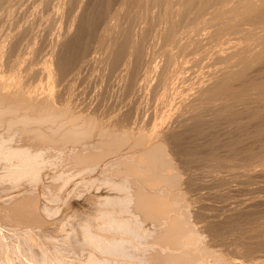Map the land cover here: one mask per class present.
<instances>
[{
  "label": "bare ground",
  "instance_id": "6f19581e",
  "mask_svg": "<svg viewBox=\"0 0 264 264\" xmlns=\"http://www.w3.org/2000/svg\"><path fill=\"white\" fill-rule=\"evenodd\" d=\"M57 1V0H53ZM86 0H59V5L53 6L51 5L52 0H40V4H42L43 8L45 9L44 12L47 10L49 11L50 6H53L52 10L49 11L50 14L48 16V20H43L46 18H39V16L36 14L33 15V17L28 18L25 16L29 12V9L32 7L35 8L33 5H39L37 4L38 0H0V58H3L5 62L8 64L13 63L16 66L18 64L16 63H21V61L27 62V65L25 67H19V71L17 76L18 80L15 82L14 87L11 86L10 88V83L9 84H0V121L3 119L5 120L6 116H11L17 114L19 111L26 109V108H35L38 110H44V111H50L51 108H55L58 113H55L56 118L54 117H44L41 122H47V121H55L54 119H57L58 122L61 125H67L65 129L69 131L72 135H74L75 138L80 137V136H87L85 134H88V128L92 125V122H90L89 118L91 117L90 115L87 116L88 119H85L86 116H79V115H74L69 114L71 113L68 108L67 104H63L61 107H52V99L51 102L48 100L49 97L48 95H44L43 93L41 94L38 90V85H34V79L37 78L38 76L44 77L47 76L53 77L56 76V80L58 89L56 91V95H61L62 92L64 93L63 88L65 89L67 87L66 84L70 82L68 81L69 76L67 74H72L75 78L82 73L81 71H92L94 66L98 63L105 62L106 64L104 65L107 73H106V78L110 80L108 83H111V86H118L120 89H122L123 94L126 98L130 97V94H134L132 98L134 99L135 97L138 100V105L139 101L142 100L143 97H156V94H159V98L157 99V102H152L149 108V114H154V116L157 114L158 108L162 110V112L159 111V113H162V120H160L158 117L155 116L160 120L158 123L156 122L155 124L153 123V131L151 130L152 134L149 136H141L140 139H145L144 142H146V148L142 153L139 154V159L144 162L142 163L141 169L136 168L135 165H131V167L128 168L129 171L132 173H137L141 174L140 172L144 173H158V175L154 178H151L152 176H147V174H143L144 176H139L140 179H142V185L143 182L149 184V187L154 185L159 186L161 184L169 183L172 184L175 183V176L178 175H173V174H168L167 172H164V170L170 165L169 161L164 158V150L166 153V148L164 149L162 145L169 139V135L173 133L177 134L182 133L180 129H184L183 127H187V124H190V128L197 129L199 131V127L201 126L202 122H205V120L201 122L200 118L202 115L205 117L206 113H204L200 116L199 115V110L201 108H204L205 106H211L215 108L216 115L217 116H223L226 119H229L230 121H238L240 123V127L244 129V136H243V141L240 140L241 142H244L243 145L245 147L242 148L244 151H241L242 154H244L243 158L241 159V163H237V158H240L238 155L237 158H235L238 165V168L240 167L243 169L242 173H263L264 174V124L261 123L264 120V0H118L117 6H112L113 10H110L107 18H106V25L104 30L105 36H101V40L98 42L96 47H94L92 50L86 49L83 51L82 55L79 58L78 64H81L79 67L76 65V70L70 69L69 65L66 64L65 61L62 63H59L58 59L61 55L56 54V49L57 46H59L62 42L63 39H65L70 32L72 33V27L74 24H76V18H79V14L84 11V6L86 5ZM110 1V0H109ZM114 1V0H113ZM39 3V2H38ZM108 3V2H107ZM111 3V2H110ZM109 3V4H110ZM113 3V2H112ZM111 3V4H112ZM57 4V3H56ZM113 5V4H112ZM109 9H111L110 5ZM107 6V7H108ZM41 7V5L39 6ZM36 9H38L36 7ZM59 9V10H58ZM108 9V8H107ZM108 9V10H109ZM33 10V9H32ZM36 11V10H34ZM41 11V10H40ZM46 11V12H47ZM39 12V11H38ZM36 11V13H38ZM43 12V14H45ZM64 12H66V19L63 21L64 23L59 26L58 23L55 28V24L60 18L64 19ZM31 12H29L30 14ZM33 13V11H32ZM31 13V14H32ZM35 13V12H34ZM40 13V12H39ZM48 13V12H47ZM42 14V13H41ZM84 14V13H83ZM28 15V14H27ZM48 15V14H47ZM45 14V16H47ZM83 17V16H82ZM43 21H42V20ZM58 19V20H57ZM81 19V18H80ZM79 20V19H78ZM62 21V19H61ZM9 23L8 28L5 30V25ZM78 24V23H77ZM77 26V25H76ZM74 28V27H73ZM55 30V31H54ZM103 34V33H102ZM104 36V37H103ZM91 37V36H90ZM91 39V38H90ZM100 39V38H99ZM66 40V39H65ZM70 42V41H69ZM66 43V42H65ZM96 43V42H95ZM63 44V43H62ZM61 44V45H62ZM46 46L50 47L48 50H44ZM70 45H68L69 48ZM60 48V46H59ZM59 50V49H58ZM101 50V51H99ZM67 52V51H66ZM59 53V52H58ZM77 53V52H76ZM63 54V53H62ZM26 55H29L27 57ZM42 55V56H41ZM56 56L58 59H55ZM65 56V55H64ZM67 56V55H66ZM65 56V57H66ZM37 57H43L45 60H47L46 67L43 66H34L33 60ZM63 57V56H62ZM71 57V56H70ZM69 57V58H70ZM76 58V57H75ZM78 58V56H77ZM76 58V59H77ZM74 59V58H73ZM72 59V60H73ZM39 60V59H38ZM65 60V59H64ZM71 60V58H70ZM62 61V60H61ZM76 62V60H74ZM39 62V61H38ZM46 62V61H45ZM69 62V61H68ZM1 63H3L1 61ZM41 64V63H40ZM42 65V64H41ZM92 65V66H90ZM14 66V65H13ZM15 66V67H16ZM98 66V65H97ZM4 67V66H3ZM2 67V68H3ZM10 67V66H9ZM12 67V66H11ZM72 67V66H71ZM78 67V68H77ZM8 68V67H7ZM92 69V70H91ZM10 70V69H9ZM15 70V68H14ZM13 70V71H14ZM104 71V70H103ZM99 72V69H98ZM260 72L257 75L259 77L255 78L253 73ZM94 73V71H93ZM102 73V72H101ZM262 73V74H261ZM91 76L94 77V75ZM104 72L102 73V75ZM260 74V75H259ZM101 75V74H100ZM101 75V76H102ZM98 75H96L97 77ZM68 83L65 82V78H67ZM86 77V76H85ZM89 77V76H88ZM12 78V77H11ZM72 78V79H73ZM99 78V77H98ZM104 78V77H103ZM102 78V79H103ZM105 78V79H106ZM1 79V78H0ZM9 79V78H8ZM39 79V78H38ZM46 79V78H45ZM53 79V78H52ZM76 79V78H75ZM81 79V78H79ZM89 79V78H88ZM6 80V79H5ZM94 80V79H93ZM99 80V79H98ZM101 80V79H100ZM99 80V81H100ZM2 81V80H1ZM4 81V80H3ZM47 81V80H46ZM45 81V82H46ZM51 81V80H50ZM73 81V80H72ZM86 81V80H85ZM40 82V81H39ZM53 82V81H52ZM100 82H103L101 80ZM102 85V83H100ZM74 83V82H71ZM69 83V84H71ZM78 83V82H77ZM97 83V81H96ZM14 84V83H13ZM38 84V83H37ZM87 84V83H86ZM94 84V83H93ZM55 85V84H54ZM75 85V83H74ZM80 85V84H79ZM89 85V84H88ZM97 85V84H95ZM94 85V86H95ZM98 85V86H100ZM109 85V86H110ZM52 86V85H51ZM50 86V87H51ZM66 86V87H65ZM42 87V86H41ZM45 87V86H44ZM55 87V88H56ZM83 87V86H82ZM93 87V86H92ZM117 87V89H118ZM73 88V86H72ZM41 89V88H39ZM43 89V88H42ZM68 89V88H66ZM86 89V88H85ZM84 89V90H85ZM113 89V88H112ZM118 89V90H120ZM44 90V89H43ZM50 90V89H49ZM74 90V88H73ZM77 90V89H76ZM80 90V89H79ZM91 90V89H90ZM95 90V88H94ZM114 90L115 87H114ZM66 91V90H65ZM71 91V90H70ZM81 91V90H80ZM68 92V90H67ZM66 92V93H67ZM79 92V91H78ZM88 93V91H86ZM121 92V91H120ZM40 95L42 96H39ZM47 93L49 91L47 90ZM53 93V91H52ZM46 94V92H45ZM54 93L52 94V96ZM64 95V94H63ZM122 95V97H123ZM51 96V97H52ZM99 96V95H98ZM121 96V95H120ZM54 97V96H53ZM72 97V96H71ZM80 97V96H79ZM146 97V98H147ZM147 98L150 100V98ZM60 98V97H59ZM67 98V97H66ZM82 98V97H81ZM131 98V97H130ZM129 98V99H130ZM134 99V101L136 100ZM54 99V98H53ZM61 99V98H60ZM71 99V98H70ZM145 99V98H143ZM65 100V99H64ZM72 100V99H71ZM70 100V101H71ZM88 100V99H87ZM73 101V100H72ZM82 101V100H81ZM90 101V100H89ZM102 101V100H101ZM129 101V100H128ZM131 101V99H130ZM133 101V100H132ZM140 101V102H141ZM75 102V101H74ZM127 102V100H126ZM136 102V101H135ZM147 102V100H146ZM67 103V101H66ZM84 103V102H83ZM94 103V102H93ZM97 103V102H96ZM118 103V102H117ZM128 103V102H127ZM126 103V104H127ZM137 103V102H136ZM145 103V102H144ZM73 104V103H72ZM87 104V103H86ZM150 104L149 102L147 105ZM55 105V104H54ZM79 105V104H78ZM82 105V104H81ZM80 105V106H81ZM85 105V104H84ZM106 105V104H105ZM118 105V104H117ZM121 105V103H120ZM123 105V104H122ZM135 105V103L133 104ZM146 105V106H147ZM99 106V105H98ZM119 106V105H118ZM128 106V105H127ZM137 106V105H135ZM142 106V105H141ZM204 106V107H203ZM74 107V106H73ZM72 107V108H73ZM83 107V106H82ZM122 107V106H121ZM125 108V105L123 106ZM44 108V109H43ZM85 108V107H84ZM95 108V107H94ZM93 108V110H94ZM98 108V107H97ZM128 108V107H127ZM134 108V107H133ZM136 108V107H135ZM134 108V109H135ZM141 107L136 108L133 111H127V115L125 113L121 115H115V119L110 122L111 125H117L123 126L122 130H125L126 128L128 130L131 129V134L134 129L136 131H140V129L143 127V124L146 123L147 121V113L145 114L144 111L146 112V109L143 111L144 106L142 109ZM147 108V107H145ZM147 108V109H148ZM209 108V110H210ZM212 108V110H213ZM78 109V108H77ZM86 109H88L86 107ZM96 109V108H95ZM114 109V107H113ZM120 109V108H119ZM129 109V108H128ZM132 109V108H131ZM29 110V109H28ZM32 110V109H31ZM37 110V111H38ZM54 110V111H55ZM76 110V109H75ZM97 110V109H96ZM106 110V109H105ZM208 110V109H207ZM208 110V111H209ZM212 110H210L212 112ZM30 111V110H29ZM121 111V110H120ZM203 111V109L201 110ZM205 111V110H204ZM209 111V112H210ZM22 112V111H21ZM24 112V111H23ZM33 112V111H32ZM39 112V111H38ZM37 112V114H38ZM116 112V111H115ZM114 112V113H115ZM118 112V111H117ZM25 113V112H24ZM34 113V112H33ZM86 113V112H85ZM89 113V112H88ZM112 113V111H111ZM119 113V112H118ZM213 113V112H212ZM20 114V113H19ZM18 114V115H19ZM27 114V113H26ZM31 114V113H30ZM79 114V113H78ZM215 115V112L213 113ZM13 115V116H14ZM36 115V113H35ZM47 115H50L47 114ZM97 115V114H96ZM111 115V114H109ZM123 115V116H122ZM158 115V114H157ZM210 116V114L208 113ZM207 115V116H208ZM214 115H211L212 118ZM215 115V116H216ZM16 116V115H15ZM41 116V115H39ZM45 116V115H44ZM112 116V115H111ZM151 116V115H150ZM149 118H152L150 117ZM214 116V117H215ZM216 116V117H217ZM18 117V116H16ZM29 117V116H28ZM27 116L22 115L19 116L14 120V118H10L8 122L13 126L16 121L27 125L30 120ZM35 117V116H31ZM38 117V116H37ZM35 117L36 119H38ZM43 117V116H42ZM84 119H83V118ZM203 117V119H204ZM222 117V118H223ZM9 118V117H8ZM7 118V119H8ZM82 118V119H81ZM99 118V117H97ZM96 118V119H97ZM109 118V117H108ZM148 118V119H149ZM210 118V117H209ZM208 118V119H209ZM218 118V117H217ZM95 119V118H94ZM202 119V118H201ZM206 119V118H205ZM40 120V118H39ZM98 120V119H97ZM96 120V121H97ZM150 120V119H149ZM153 120V119H152ZM210 120V119H209ZM32 121V120H31ZM34 121V118H33ZM94 121V120H93ZM100 121V120H99ZM103 121V120H102ZM110 121V120H109ZM151 121V120H150ZM149 121V122H150ZM154 120L152 122H155ZM162 121V122H161ZM212 121V120H211ZM225 121V120H224ZM227 121V120H226ZM229 121V122H230ZM148 122V121H147ZM148 122V123H149ZM208 122V121H207ZM220 122V121H219ZM218 122V124H219ZM5 125V121L3 122ZM49 123V122H48ZM89 124L90 126L87 127L86 124ZM97 123V122H96ZM105 123V122H104ZM216 123V122H215ZM233 123V122H232ZM238 123V124H239ZM251 123H257L255 129H251L254 127L250 125ZM2 124V123H0ZM7 124V123H6ZM9 124V123H8ZM9 124V125H10ZM20 124V125H21ZM52 124V123H51ZM56 124V123H55ZM150 124V123H149ZM208 124V123H207ZM210 124V123H209ZM228 124V123H227ZM231 124V123H229ZM17 125V124H16ZM14 125V126H16ZM23 125V126H24ZM36 125V124H35ZM54 125V124H53ZM60 125V127H61ZM109 125V123H108ZM106 125V126H108ZM145 125V124H144ZM205 125V123L203 124ZM213 125V124H212ZM234 125V124H233ZM232 125V126H233ZM236 125V124H235ZM29 126V125H27ZM33 126V125H32ZM59 126V125H58ZM103 127V128H106ZM111 126V127H113ZM149 126V125H148ZM231 126V125H230ZM231 126V127H232ZM251 126V128H250ZM21 127V126H20ZM118 127V128H119ZM147 127V126H146ZM189 127V126H188ZM204 127V126H202ZM212 127V126H211ZM224 127V126H223ZM229 127V126H228ZM8 128V127H7ZM13 128V127H11ZM22 128V127H21ZM50 128V127H49ZM55 128V126H54ZM63 128V127H62ZM102 128V127H101ZM116 127H114L115 129ZM117 128V130H118ZM145 128V127H144ZM143 128V129H144ZM149 128V127H148ZM180 128V129H179ZM189 128V129H190ZM209 128V127H208ZM241 128V129H242ZM6 129V128H5ZM18 129V128H17ZM16 129V131H17ZM24 129V128H23ZM22 129V130H23ZM28 129V130H27ZM27 131H23L22 133H29V132H36L38 133V130H41L39 128H28ZM46 129V128H45ZM56 129V128H55ZM64 129V128H63ZM62 129V130H63ZM90 129V128H89ZM93 129V128H92ZM113 129V128H112ZM119 129V130H120ZM180 130V132L178 131ZM234 129V126H233ZM20 130V129H18ZM61 130V129H60ZM91 130V129H90ZM101 130V129H100ZM129 133V131H127ZM146 128L144 129V131ZM210 130V129H209ZM235 130V129H234ZM5 131V130H4ZM21 131V130H20ZM19 131V133H20ZM46 131V130H45ZM93 131V130H92ZM90 131V132H92ZM149 131V130H148ZM185 131V130H184ZM203 131V130H202ZM2 132V131H1ZM66 132V131H65ZM64 132V133H65ZM124 133V131H121ZM150 132V131H149ZM148 132V133H149ZM177 132V133H176ZM230 132V131H229ZM228 132V133H229ZM8 133V132H7ZM12 133V132H11ZM47 133V132H46ZM53 133V132H52ZM63 133V132H62ZM61 133V134H62ZM67 133V132H66ZM68 133V134H69ZM143 133V132H142ZM145 132V134H148ZM189 133V132H188ZM221 133V132H220ZM237 133V132H235ZM14 134V133H12ZM41 134V131L38 133ZM59 134V133H58ZM198 134V133H197ZM242 134V133H241ZM43 134H41L42 136ZM47 135V134H46ZM65 135V134H64ZM63 135V136H64ZM90 135V133H89ZM100 135L99 139H110L113 140L112 142L118 140L119 138L122 140L127 138V134L121 135L119 132H116V130H111L109 128H106L105 130L100 131L98 136ZM144 135V134H141ZM235 135V134H234ZM6 134H1L0 135V156L1 158H6L8 160H13V166L11 168L17 169V167L26 165H29L31 168V172L34 173V167L39 164L40 159L43 156V151L42 149H39L38 145H36V142L34 145L32 143L18 145L16 144V134L13 135L14 137H10L9 139L3 140L6 138ZM20 136V134H19ZM29 136V135H28ZM66 136V135H65ZM226 136V135H225ZM27 137V136H26ZM39 137V136H38ZM56 137V136H55ZM68 137V136H66ZM88 137V136H87ZM129 137V135H128ZM136 137V136H135ZM201 137V136H200ZM230 137V136H229ZM19 138V137H18ZM36 138V137H35ZM34 138V139H35ZM41 138V137H40ZM39 138V139H40ZM62 139V137H59ZM139 138V137H138ZM137 138V139H138ZM180 138V137H179ZM196 138V137H195ZM237 138V137H236ZM48 139V138H47ZM60 139V140H61ZM65 139V138H64ZM70 139V138H68ZM67 139V140H68ZM79 139V138H78ZM106 139V140H107ZM119 139V141H120ZM130 139V138H129ZM139 139V140H140ZM190 139V138H189ZM210 139V138H209ZM230 139V138H229ZM233 139V138H232ZM240 139V138H239ZM20 140V139H19ZM18 140V141H19ZM28 140V139H27ZM33 140V139H32ZM59 140V139H58ZM63 140V139H62ZM72 140V139H71ZM74 140V139H73ZM77 140V139H76ZM172 140V139H171ZM169 140L171 143L174 144L176 142H172L174 140ZM196 140V139H195ZM202 140V139H201ZM207 140V138H206ZM217 140V139H216ZM226 140V139H225ZM235 140V139H234ZM31 142V139L28 140ZM40 141V140H38ZM49 141V140H48ZM53 141V140H52ZM110 142L109 140H107ZM123 141V140H122ZM136 141V140H135ZM192 141V140H191ZM198 141V140H197ZM219 141V140H218ZM261 141V142H260ZM56 142V141H55ZM64 142V141H62ZM66 142V141H65ZM97 142V141H96ZM95 142V143H96ZM100 141H98L99 143ZM106 142V141H105ZM121 142V141H120ZM224 142V141H223ZM231 142V141H230ZM254 142L259 143L257 145L256 149L251 148L250 144H254ZM21 143V142H19ZM39 143V142H38ZM41 143V142H40ZM39 143V144H40ZM47 143V142H46ZM104 143V142H102ZM141 143L142 141L138 142L137 144ZM194 143V142H193ZM197 143V142H196ZM238 143V142H237ZM45 144V143H42ZM77 144V143H76ZM105 144V143H104ZM113 144V143H111ZM125 144V143H124ZM145 144V143H144ZM169 143H167L168 145ZM179 144V142L177 143ZM187 144V143H186ZM229 144V143H228ZM232 144V143H231ZM230 144V145H231ZM252 144V145H253ZM70 145V144H69ZM75 145V144H74ZM79 144H77L78 146ZM86 145V144H85ZM90 145V144H89ZM93 145H95L93 143ZM101 145V143H99ZM175 145V144H174ZM202 145V144H201ZM236 145V144H235ZM249 145V147H248ZM21 146V147H20ZM44 147V145H42ZM49 146V145H48ZM58 146V145H57ZM72 146V145H71ZM76 146V145H75ZM96 146V145H95ZM93 146V148L95 147ZM98 146V144H97ZM140 146V145H139ZM165 146V145H164ZM170 146V145H169ZM179 146V145H178ZM176 146V147H178ZM214 146V145H213ZM232 146V145H231ZM73 147V146H72ZM79 147V146H78ZM137 147V146H136ZM167 147V146H166ZM172 146V150H173ZM182 147V146H181ZM233 147V146H232ZM254 147V146H253ZM63 148V147H62ZM77 148V147H75ZM83 148V147H81ZM88 148V147H87ZM92 148V149H93ZM123 148V147H122ZM168 148V147H167ZM224 148V147H223ZM238 148V147H237ZM236 148V149H237ZM255 148V147H254ZM70 153L66 152L68 154H75L77 150L79 152L81 149H75L69 148ZM68 149V150H69ZM115 149V148H114ZM118 149V148H117ZM121 149V148H120ZM205 149V148H204ZM212 149V148H211ZM217 149V148H216ZM49 150V149H48ZM59 150V149H58ZM83 150V149H82ZM184 150V149H183ZM182 150V152H184ZM208 150V149H206ZM230 150V149H229ZM234 150V149H232ZM130 151V150H129ZM129 151H126V154L129 153ZM132 152L134 150H131ZM137 151V150H136ZM140 151V150H139ZM169 151V150H168ZM192 151V150H191ZM196 151V150H193ZM211 151V150H210ZM231 151V150H230ZM85 152H90L85 151ZM94 152V151H93ZM119 151H117L118 154ZM128 152V153H127ZM130 152L129 154H132ZM170 152V151H169ZM178 152V150H177ZM229 152V151H228ZM244 152V153H243ZM96 153V152H95ZM100 154V152H98ZM102 153V152H101ZM112 153V152H111ZM134 153V152H133ZM196 153H198L196 151ZM216 153V152H215ZM225 153V152H224ZM223 153V155H224ZM236 153V152H235ZM240 153V152H239ZM46 154V153H45ZM81 154V153H80ZM98 154V155H99ZM107 154V153H106ZM203 154V153H202ZM234 154V153H231ZM85 155V154H82ZM114 155V154H113ZM122 157V154H120ZM133 155V154H132ZM135 155V154H134ZM167 155V154H166ZM182 155V154H181ZM194 155V154H193ZM196 155V154H195ZM201 155V154H200ZM220 155V154H219ZM228 155V154H227ZM241 155V154H240ZM67 156V155H66ZM78 156V155H77ZM91 155H86L84 156L85 161L88 157L91 158ZM124 156V155H123ZM177 156V155H176ZM175 156V157H176ZM180 156V155H179ZM185 156V155H184ZM192 156V155H191ZM198 156V154H197ZM229 156V155H228ZM64 157V156H63ZM111 157V156H110ZM117 157V156H116ZM119 157V156H118ZM127 159L128 155L126 156ZM133 158L132 156H130ZM188 157V155H187ZM193 157V156H192ZM196 157V156H195ZM210 158V156H207ZM225 157V156H224ZM54 158V157H53ZM93 158V157H92ZM95 158V157H94ZM93 158V159H94ZM114 158V157H113ZM125 158V157H124ZM123 157L122 159L125 160ZM135 158V157H134ZM163 158V159H162ZM183 158V156H182ZM200 158V157H199ZM203 158V157H202ZM219 158V157H217ZM221 158V157H220ZM230 160H232V155L230 156ZM67 159V158H65ZM69 159V158H68ZM81 159V158H80ZM83 159V157H82ZM81 159V160H82ZM96 159V158H95ZM120 159V158H118ZM126 159V160H127ZM138 159V158H137ZM175 158H173L174 160ZM187 159V158H186ZM189 159H192L189 157ZM194 159V158H193ZM211 159V158H210ZM213 159V158H212ZM225 159V158H224ZM223 159V160H224ZM229 159V158H228ZM42 160V159H41ZM99 160V159H98ZM125 160V162H127ZM135 160V159H134ZM178 160V158H177ZM200 160V159H198ZM207 161V159L205 158ZM226 160V159H225ZM234 160V161H235ZM239 160V159H238ZM44 161V160H43ZM66 161V160H65ZM130 161H132L130 159ZM138 161V160H136ZM165 161V162H164ZM194 161V160H193ZM196 161V160H195ZM210 161V160H208ZM222 161L219 160V162ZM229 161V160H228ZM225 163H229V162ZM63 162V161H62ZM84 162V161H83ZM88 162V161H87ZM106 162V161H105ZM104 162V165H105ZM109 162V161H107ZM114 162H117V164L121 163L125 164V162L120 160H113V165ZM172 162V161H171ZM177 162V161H176ZM181 162V160H180ZM186 162V160H185ZM233 162V160H232ZM230 161V163H232ZM67 163V162H66ZM80 163V162H79ZM98 163H100L98 161ZM111 163V162H110ZM131 163V162H130ZM148 163V164H147ZM194 163V162H193ZM205 163V162H204ZM214 163V162H213ZM218 163V162H217ZM221 163V162H220ZM223 163V161H222ZM221 163V164H222ZM43 164V163H42ZM77 164V163H75ZM82 164V163H80ZM94 164V163H93ZM102 164V163H101ZM109 164V163H107ZM134 164V163H132ZM174 164V163H173ZM185 164V163H184ZM198 164V163H197ZM203 164V163H202ZM210 164V163H209ZM208 164V165H209ZM215 164V163H214ZM234 164V162H233ZM231 164V167L232 165ZM25 165V166H26ZM50 165V164H49ZM62 165V164H61ZM100 165V164H99ZM127 165V164H126ZM124 165V166H126ZM129 165V164H128ZM151 165V166H150ZM179 165V164H178ZM177 165V166H178ZM196 165V162H195ZM201 165V162H200ZM198 165V166H200ZM224 165V163L222 164ZM230 164L224 165L228 166ZM240 165V166H239ZM95 166V164H94ZM98 166V164L95 166V168ZM103 166V165H102ZM112 164L110 165V167ZM117 166V165H116ZM139 166V167H140ZM181 166V165H180ZM183 166V165H182ZM192 166V165H190ZM202 166V165H201ZM210 167L212 165H209ZM208 166V167H209ZM215 166V165H213ZM234 166V165H233ZM27 170V172L30 170ZM58 167V166H57ZM105 167V166H104ZM119 167V166H118ZM117 167V168H118ZM122 167V166H121ZM127 167V166H126ZM203 167V166H202ZM222 166H220V170ZM230 167V166H229ZM230 167V168H231ZM21 168V167H20ZM39 169L38 165L36 167ZM49 168V167H48ZM94 170H97L95 169ZM175 168V167H174ZM184 168V167H183ZM186 168V167H185ZM219 168V166H218ZM223 168V170H225ZM228 168V167H227ZM234 168V167H232ZM108 169V168H107ZM191 169V168H190ZM204 169V168H203ZM206 169V168H205ZM211 169V168H209ZM213 169V168H212ZM235 169V168H234ZM19 170V169H18ZM24 170V171H25ZM33 170V171H32ZM47 170V169H46ZM68 170V169H67ZM93 170V169H91ZM106 170V169H105ZM110 170V169H109ZM127 170V169H126ZM135 170V172H134ZM168 170V169H167ZM182 170V169H181ZM194 170V169H193ZM219 170V171H220ZM221 170L223 173L224 171ZM236 170V169H235ZM236 170V171H237ZM16 173V170H14ZM49 171V170H48ZM103 171V170H102ZM107 171V170H106ZM171 171V170H169ZM184 171V170H183ZM188 171V169H187ZM196 171V170H195ZM194 171V172H195ZM217 171V172H219ZM19 174L20 172L17 171ZM23 172V169H22ZM37 172V171H35ZM128 172V171H127ZM175 172V171H174ZM179 172V171H178ZM203 172V171H202ZM205 172V171H204ZM209 172V171H208ZM233 172V171H232ZM235 172V171H234ZM11 173V172H10ZM26 173L23 172L22 174ZM67 173V172H66ZM71 173V172H70ZM92 173V172H91ZM162 173V174H160ZM186 173V172H185ZM190 173V172H189ZM226 173V172H225ZM21 174V173H20ZM62 174V173H61ZM85 174V173H84ZM177 174V173H176ZM182 174V173H181ZM180 174V175H181ZM202 174V173H201ZM204 174V173H203ZM228 174V173H227ZM230 174V172H229ZM239 174V172H238ZM41 175V174H40ZM50 175V174H49ZM142 175V174H141ZM152 175V174H151ZM156 175V174H154ZM179 175V176H180ZM189 175V174H188ZM192 175V174H191ZM195 175V174H194ZM200 174H198L199 176ZM216 175V174H215ZM219 175V173H218ZM224 175V173H223ZM226 175V174H225ZM236 175V174H235ZM240 175V174H239ZM248 175V174H247ZM258 175V174H257ZM23 176V175H22ZM109 176V175H108ZM183 176V175H182ZM197 176V178H198ZM201 176V175H200ZM205 176V175H204ZM231 176V175H229ZM233 176V175H232ZM71 177V176H70ZM83 177V176H82ZM80 177V178H82ZM127 177V176H126ZM125 177V178H126ZM188 177V176H187ZM191 177V176H189ZM213 177V175H212ZM228 177V176H226ZM238 177V176H237ZM245 177V176H243ZM258 177V176H257ZM94 178V177H93ZM121 178V177H120ZM124 178V179H125ZM179 179V177H176ZM185 178V177H184ZM194 178V177H193ZM196 178V179H197ZM203 178V176H202ZM206 178V177H205ZM247 178V176H246ZM250 178V177H249ZM71 179V178H70ZM186 179V178H185ZM192 179V178H191ZM201 179V178H200ZM204 179V178H203ZM208 179V177H207ZM211 179V178H210ZM218 179H220L218 177ZM233 179V178H232ZM240 179V178H239ZM254 179V177H253ZM17 180V178H16ZM19 180V179H18ZM131 180V179H130ZM193 180V179H192ZM221 180V179H220ZM237 180V179H236ZM243 180V178H242ZM241 180V181H242ZM252 180V179H251ZM37 181V180H36ZM45 181V180H44ZM133 181V180H132ZM135 181V180H134ZM140 181V180H139ZM177 181V180H176ZM203 181V180H202ZM212 181V180H211ZM217 181V180H216ZM232 180H230L231 182ZM240 181V180H239ZM240 181V182H241ZM245 181V180H244ZM63 182V181H62ZM79 182V179H78ZM96 182V181H95ZM126 182V179H125ZM124 182V183H125ZM206 182V180H205ZM210 182V181H209ZM208 182V183H209ZM220 182V181H219ZM233 182V181H232ZM258 182V181H257ZM129 183V181H128ZM125 183L124 189L128 190L126 193L127 198L126 199H131L133 201V197H137L136 199L139 202V207L144 210L146 213V216L149 217H154V218H160L162 217V221L159 222L160 224L157 225L159 227V239L162 241V246H160L159 249H161L162 254L160 258L162 257V263L161 264H207L205 262V256H203V252L205 248H207L205 245L201 246L200 242H202V234L198 232L196 229V224L194 225L195 222H192L190 218L188 217V208L187 210L183 209V207L178 206V198L176 199V196L179 197L181 194V191L176 193V196L170 197L167 194L166 189L160 188L162 192L156 191L153 192L152 189L155 188H150L152 191H147L145 189H141L138 186L136 188L137 183H134L133 188H130L128 184ZM140 183V182H139ZM198 183V181H197ZM196 183V184H197ZM221 183V182H220ZM235 183V181L233 182ZM260 183V182H259ZM79 184V183H78ZM146 184V186H147ZM200 184V183H199ZM202 184V183H201ZM207 185V183H205ZM212 184V183H211ZM215 184V183H214ZM219 184V183H218ZM244 184V183H243ZM76 185V184H75ZM122 185V184H121ZM164 185V184H163ZM171 185V186H172ZM177 186V183H175ZM235 186V184H233ZM242 185V184H241ZM247 185V184H246ZM57 186V185H56ZM115 186V185H114ZM168 187V185H166ZM174 186V185H173ZM192 186V185H191ZM216 186V185H215ZM214 186V187H215ZM231 186V185H230ZM251 186V185H250ZM116 187V186H115ZM144 187V186H143ZM165 187V188H167ZM186 187V186H185ZM195 187V185H194ZM221 187V186H219ZM226 187V186H224ZM237 187V186H235ZM17 188V187H16ZM56 188V187H55ZM84 188V187H83ZM159 188V187H156ZM173 188V187H172ZM204 188V187H203ZM207 188V187H206ZM222 188V187H221ZM228 188V187H227ZM241 188V187H240ZM1 189V188H0ZM20 189V188H18ZM105 189V188H104ZM120 189V188H119ZM175 189V188H174ZM195 189V188H194ZM193 189V190H194ZM210 189V188H208ZM212 189V187H211ZM210 189V190H211ZM246 189V188H245ZM41 190V189H40ZM109 190V189H108ZM113 191V189L111 188ZM115 190V189H114ZM186 190V189H185ZM184 190V191H185ZM191 190V189H190ZM200 190V189H199ZM213 190V189H212ZM95 191V190H94ZM110 191V190H109ZM108 191V192H109ZM182 191V194H184ZM196 191V190H195ZM41 192V191H40ZM102 192V191H101ZM239 192V191H238ZM253 192V191H252ZM191 193V192H190ZM195 193V192H194ZM203 193V192H202ZM204 194V193H203ZM216 194V193H215ZM244 194V193H243ZM17 195V194H14ZM11 196V197H14ZM19 195V194H18ZM21 195V194H20ZM64 195V194H63ZM71 195V194H70ZM94 195V194H93ZM105 195V194H104ZM124 194H122L123 196ZM225 195V194H224ZM26 196V195H25ZM30 196V195H29ZM121 196V197H122ZM247 196V195H246ZM261 196V195H260ZM10 197V196H9ZM8 197V198H9ZM10 197V200H13ZM18 197V196H17ZM27 197V196H26ZM35 197V196H33ZM89 197V196H88ZM110 197V196H109ZM119 197V196H118ZM196 197V196H195ZM7 197L5 199H8ZM16 198V197H15ZM123 198V197H122ZM192 198V196H191ZM202 198V197H201ZM208 198V197H207ZM18 199V198H16ZM29 199V198H28ZM35 199V198H34ZM37 199V198H36ZM111 199V198H110ZM114 199V198H113ZM194 199V197H193ZM198 199V198H196ZM224 199V198H222ZM254 199V198H253ZM264 198H262L263 200ZM15 200V199H14ZM24 199H21L19 201L15 200L14 203L10 209L11 210H5V211H10L9 213H13L14 215L15 212L19 213L18 207L25 206L27 210H29V215L32 216L34 214V210H36V205L34 204H25L26 202ZM32 200V199H29ZM85 200V199H84ZM83 200V201H84ZM177 200V201H176ZM188 200V199H187ZM199 200V199H198ZM4 201V199H3ZM2 201V202H3ZM6 201V200H5ZM9 200H7L8 202ZM135 201V200H134ZM251 201V200H248ZM36 202V201H35ZM39 202V201H38ZM99 202V201H98ZM129 202V201H128ZM126 202V203H128ZM136 201V203H138ZM181 202V201H179ZM189 202V201H188ZM187 202V203H188ZM198 202V201H197ZM196 202V203H197ZM241 202V201H240ZM253 202V201H252ZM9 203V204H10ZM86 203V202H85ZM109 203V202H108ZM125 202L123 201V204ZM132 203V202H131ZM134 203V202H133ZM178 203V204H177ZM192 203V202H191ZM195 203V204H196ZM224 203V202H223ZM232 203V202H230ZM235 203V201H234ZM243 203V202H241ZM247 203V202H246ZM11 204V205H12ZM89 204V203H88ZM135 204V203H134ZM133 204V205H134ZM206 204V203H205ZM226 204V203H225ZM245 204V203H244ZM27 205V206H26ZM95 205V204H93ZM128 205H130L128 203ZM132 205V206H133ZM138 205V204H137ZM224 205V204H223ZM231 205V204H230ZM239 205V203H238ZM44 206V205H43ZM47 206V205H46ZM82 206V205H81ZM91 206V205H90ZM116 206V205H115ZM126 206V205H125ZM129 206V207H132ZM136 206V205H134ZM196 206V205H195ZM194 209L190 212L195 211L197 214V211H199L197 208ZM235 206V204H234ZM234 206H229L228 210L232 212L233 210L237 209ZM243 206V205H242ZM246 206V204H245ZM3 207V206H2ZM7 207V206H6ZM5 207V208H6ZM78 207V206H77ZM138 207V206H137ZM187 207V206H186ZM189 207V206H188ZM219 207V206H218ZM221 207H223L221 205ZM9 208V207H8ZM38 208V206H37ZM75 208V207H74ZM93 208V207H92ZM135 208V207H134ZM139 208V209H140ZM208 208V207H207ZM216 208V207H215ZM21 209V208H20ZM22 209H24L22 207ZM25 209V210H26ZM46 209V207H45ZM44 209V210H45ZM100 209V208H99ZM105 209V208H104ZM112 209V208H111ZM132 209V208H131ZM137 210V212L139 211ZM204 209V208H203ZM222 209V208H221ZM225 209V208H224ZM4 210V208H3ZM2 210V211H3ZM101 210V209H100ZM103 210V208H102ZM134 210V209H133ZM227 210V209H226ZM80 211V210H79ZM93 211V210H92ZM141 211V210H140ZM247 211V210H246ZM253 211V210H252ZM23 212V210L21 211ZM48 212V211H47ZM112 212V211H111ZM117 212V211H116ZM143 212V211H142ZM141 212V213H142ZM189 212V213H190ZM215 212V211H214ZM229 212V211H228ZM259 212V211H258ZM257 212V213H258ZM6 213V212H5ZM24 213V212H23ZM22 213V215H23ZM89 213V212H88ZM106 214V212L104 211ZM110 213V212H109ZM127 213V211H126ZM7 214V213H6ZM20 214V213H19ZM25 214V213H24ZM114 214V213H113ZM116 214V213H115ZM210 214V213H209ZM214 214V213H213ZM13 215V216H14ZM18 215V214H17ZM35 215V214H34ZM84 215V214H83ZM104 215V214H103ZM107 215V214H106ZM109 215V214H108ZM144 215V214H143ZM198 215V214H197ZM241 215V214H240ZM27 217L26 215H23ZM37 215H35L36 217ZM70 216V215H69ZM87 216V215H86ZM98 216V215H97ZM120 216V215H119ZM184 216V217H183ZM213 216V215H211ZM263 216V215H262ZM7 217V216H5ZM16 217V216H15ZM22 218V216H20ZM106 217V216H105ZM129 217V216H128ZM144 217V218H145ZM207 217V216H206ZM205 217V218H206ZM261 217V216H260ZM41 218V217H40ZM71 218V217H70ZM97 218V217H96ZM122 218V216L120 217ZM116 215H111L110 216V221H107V229L110 230V228H115L119 233L123 231L127 234V232L132 231V225L130 227L129 222L126 219H120ZM135 218V217H134ZM133 218V219H134ZM137 218V217H136ZM8 219V218H7ZM107 219V218H106ZM105 219V220H106ZM138 219V218H137ZM136 219V220H137ZM140 219V218H139ZM138 219V220H139ZM152 219V218H151ZM229 219V218H228ZM11 220V219H10ZM15 220V219H14ZM17 220V219H16ZM15 220V221H16ZM19 220V218H18ZM34 220V218H33ZM32 220V221H33ZM37 220V219H36ZM34 220L33 222H35ZM76 220V219H75ZM92 220V219H91ZM108 220V219H107ZM143 220V219H142ZM143 222L146 221L144 219ZM149 220V218H148ZM156 220V219H155ZM27 220H25L26 222ZM30 221V220H29ZM130 221V218H129ZM132 221V219H131ZM130 221V222H131ZM200 221V220H199ZM242 221V220H241ZM252 221V220H251ZM257 221V220H256ZM24 222V221H23ZM43 221H40V223ZM64 222V221H63ZM134 222V221H133ZM151 222V221H150ZM155 222H158L155 221ZM154 220L153 223L155 224ZM208 222V221H207ZM14 223V221H13ZM39 223V221H38ZM47 223V222H46ZM197 223V222H196ZM225 223V222H224ZM244 223V222H243ZM252 223V222H251ZM15 224V223H14ZM24 224V223H23ZM27 224V223H26ZM31 224V221L28 223ZM35 224V223H33ZM136 224V223H135ZM157 224V223H156ZM198 224V223H197ZM201 224V223H200ZM229 224V223H228ZM68 225V224H67ZM94 225V224H93ZM29 226V225H28ZM46 226V225H45ZM70 226V225H69ZM82 226V225H81ZM103 226V225H102ZM101 226V227H102ZM134 226V225H133ZM136 226V225H135ZM198 226V225H197ZM201 226V225H199ZM261 226V225H260ZM34 227V226H33ZM42 227V226H41ZM44 227V226H43ZM157 228L156 226H154ZM226 227V226H224ZM240 227V226H239ZM23 228V227H21ZM27 228V227H25ZM24 228V229H25ZM38 228V227H37ZM60 228V227H59ZM72 228V227H71ZM144 228V227H143ZM134 229V228H133ZM154 229V228H153ZM221 229V228H220ZM224 229V228H223ZM233 229V228H232ZM113 230V229H112ZM110 230V231H112ZM114 230V231H116ZM130 230V231H129ZM137 230V229H136ZM149 230V229H148ZM201 230V229H200ZM203 230V229H202ZM228 230V229H227ZM259 230V229H258ZM37 231V230H36ZM135 231V230H134ZM138 231H140L138 229ZM142 231V230H141ZM146 231V230H145ZM204 231V230H203ZM93 232V231H92ZM91 231L87 230L84 235L85 240L89 239L92 244H94L95 248H97V253L98 254H92L88 256V261L86 262L87 264H130L129 260H126V256H132V246L130 245L131 243L133 244L134 241L128 242V241H123L124 239H115L114 238H109L107 239L106 237L99 236L100 234H94ZM137 231H135L136 233ZM216 232V231H215ZM227 232V231H226ZM25 233V232H24ZM83 233V232H82ZM98 233V232H97ZM124 233V234H125ZM128 233V234H129ZM132 233V232H131ZM139 233V232H138ZM138 233H136L138 235ZM152 233V231H151ZM150 233V234H151ZM158 233V232H157ZM209 233V232H208ZM26 234V233H25ZM31 234V232H30ZM29 234V235H30ZM105 234V233H104ZM127 234V237H128ZM134 234V233H133ZM142 234L145 235L142 231ZM141 234V236H143ZM149 234V233H148ZM225 234V233H224ZM237 234V233H236ZM22 235V234H21ZM106 235V234H105ZM123 235V234H121ZM119 235L121 238L122 236ZM140 235V234H139ZM234 235V234H233ZM14 236V235H13ZM116 238V235H114ZM113 236V237H114ZM126 236V235H125ZM130 236V235H129ZM132 236V235H131ZM150 236V235H149ZM215 236V235H214ZM2 237V236H1ZM21 237V236H20ZM68 237V236H67ZM109 237V236H108ZM112 237V236H111ZM127 237L125 238L127 240ZM135 237V236H134ZM145 237V236H144ZM147 237V235H146ZM153 237V236H152ZM156 237V235H155ZM218 237V236H217ZM29 238V236H28ZM33 238V236H31ZM30 238V239H31ZM50 238V237H49ZM62 238V237H61ZM70 238V237H69ZM82 238V237H80ZM119 238V237H118ZM129 238V237H128ZM140 238V237H138ZM151 238V236H150ZM158 238V234H157ZM213 238V236L211 237ZM230 238V237H229ZM3 239V238H2ZM27 239V238H26ZM59 239V238H58ZM130 239V238H129ZM134 239V238H133ZM154 239V238H152ZM248 239V238H247ZM28 240V239H27ZM34 240V238L32 239ZM51 240V239H50ZM61 240V239H60ZM131 240V239H130ZM136 240V239H134ZM148 240V239H146ZM155 240V239H154ZM214 240V239H213ZM220 240V239H219ZM1 241V238H0ZM3 241V240H2ZM22 241H26L23 240ZM57 241V240H56ZM152 241V240H150ZM157 241V240H156ZM217 241V240H216ZM30 242V241H29ZM33 242V241H32ZM54 242V240H53ZM85 242V241H82ZM88 242V241H86ZM136 242V241H135ZM213 242V241H212ZM219 242V241H218ZM245 242V241H244ZM263 242V241H262ZM19 243V242H18ZM39 243V242H38ZM139 243V242H138ZM136 243V244H138ZM150 243V242H149ZM159 242H157L158 244ZM161 243V242H160ZM222 243V242H219ZM232 243V242H231ZM236 243V242H235ZM248 243V242H247ZM246 243V244H247ZM22 244V243H21ZM24 244V242H23ZM28 244V243H27ZM33 243H31L32 245ZM53 244V243H52ZM237 244V243H236ZM70 245V244H69ZM76 245V244H75ZM74 245V246H75ZM82 245V244H81ZM80 245V246H81ZM135 244H133L134 246ZM241 245V244H240ZM33 246V245H32ZM57 246V245H56ZM71 246V245H70ZM91 246V245H90ZM137 246V245H136ZM140 246V244H139ZM155 246L156 245H151ZM225 246V245H224ZM252 246V245H251ZM17 247V246H16ZM20 247V246H19ZM16 250L18 251V248ZM43 247V246H40ZM135 247V246H134ZM148 247V246H147ZM150 247V246H149ZM148 247V248H149ZM233 247V246H232ZM3 248V247H2ZM24 248V247H23ZM29 249V247H26ZM31 248V247H30ZM61 248V247H60ZM92 248V246H91ZM137 247H135L136 249ZM157 248V247H156ZM214 248V247H213ZM227 248V247H226ZM264 248V247H263ZM4 249V248H3ZM7 249V248H6ZM43 249V248H42ZM41 249V252H42ZM59 249V247H58ZM93 249V248H92ZM140 249V248H139ZM145 249V247H144ZM153 249V248H152ZM158 249V250H159ZM2 250V249H1ZM10 250V249H9ZM21 250V247L20 249ZM33 250V249H32ZM40 250V249H39ZM47 249H43V251ZM55 250V249H54ZM87 250V249H86ZM96 250V249H95ZM151 250V249H150ZM149 250V251H150ZM155 250V249H154ZM207 250V249H206ZM241 250V249H240ZM255 250V249H254ZM12 251V250H10ZM15 251V249H14ZM9 253L10 256H13L14 252ZM23 252L25 251L24 249L22 250ZM31 250H29L30 252ZM69 251V250H68ZM71 251V250H70ZM94 251V250H93ZM91 251V252H93ZM104 253H108L110 256H120V253H123L124 259H121L120 261L118 259L111 260L102 256ZM134 251V250H133ZM143 251V250H142ZM148 251V250H146ZM234 251V249H233ZM249 251V250H248ZM5 251L1 252L0 254H4ZM7 252H9L7 250ZM20 252V251H19ZM28 252V251H27ZM41 252H39L41 254ZM45 252V251H44ZM52 252V250H51ZM64 252V251H63ZM72 252V251H71ZM95 252V251H94ZM153 252V251H152ZM157 252V250H155ZM153 252V253H155ZM206 252V251H205ZM210 252V251H209ZM235 252V251H234ZM25 253V252H24ZM31 253V252H30ZM49 253V252H47ZM70 253V252H69ZM96 253V252H95ZM150 253V252H148ZM207 253V252H206ZM17 254V253H16ZM37 254V253H36ZM100 254V255H99ZM152 253H150V256ZM157 254V253H156ZM205 254V253H204ZM220 254V253H219ZM250 254V253H249ZM5 255V254H4ZM3 255V256H4ZM7 253V258L9 256ZM34 255V254H33ZM42 253V258L43 257ZM64 255V254H62ZM75 255V254H74ZM137 257V254H135ZM149 255V254H148ZM145 255V256H148ZM154 255V254H153ZM206 255V254H205ZM0 257L2 260V263L7 264L5 256L4 258ZM18 257L17 255H15ZM44 256H47L44 255ZM55 256V255H54ZM66 256V255H65ZM64 256V257H65ZM82 256V255H81ZM142 256V255H141ZM148 256V257H150ZM236 256V255H235ZM253 256V255H252ZM256 256V255H255ZM14 257V256H13ZM27 257V254H26ZM56 257V256H55ZM62 257V256H61ZM63 257V258H64ZM71 257V256H70ZM150 257V258H151ZM159 257V256H158ZM259 257V256H258ZM24 258V257H23ZM32 258V257H31ZM36 258V257H35ZM51 258V257H50ZM60 258V256H59ZM83 258V257H82ZM115 258V257H114ZM129 258V257H128ZM149 258V260H150ZM154 256L152 257V259ZM157 259V257L155 256ZM158 258V260H160ZM219 258V257H218ZM223 258V257H222ZM264 258V257H263ZM17 259V258H16ZM20 258H18L19 260ZM33 259V258H32ZM61 259V258H60ZM85 259V258H84ZM246 259V258H245ZM14 260V259H12ZM37 260V259H34ZM50 260V259H48ZM47 260V261H48ZM64 260V259H63ZM249 260V259H248ZM17 261V260H16ZM20 261V260H19ZM26 261V260H25ZM66 263L74 264L71 262H68L67 259H65ZM63 261V262H64ZM70 261V260H69ZM136 261V260H135ZM134 260L133 262L136 263ZM139 261V260H138ZM142 263V260H140ZM151 261V260H150ZM155 261V260H154ZM207 261V260H206ZM213 261V260H212ZM245 261V260H244ZM1 262V261H0ZM11 262V261H10ZM8 262L9 264L15 263L14 262ZM31 262V261H29ZM44 262V261H43ZM145 262V261H144ZM152 262V261H151ZM159 262V261H158ZM25 263V262H24ZM53 263V262H52ZM60 263V262H59ZM62 263V262H61ZM76 263V262H75ZM149 263V262H148ZM155 263V262H154ZM232 264H243L239 260H233L231 262ZM48 264V263H47ZM58 264V263H57ZM63 264V263H62ZM78 264V263H77ZM81 264V263H79ZM146 264V263H145ZM150 264V263H149ZM159 264V263H158ZM254 264V263H253ZM255 264H262V263H256ZM264 264V263H263Z\"/></svg>",
  "mask_w": 264,
  "mask_h": 264
},
{
  "label": "rangeland",
  "instance_id": "374dc122",
  "mask_svg": "<svg viewBox=\"0 0 264 264\" xmlns=\"http://www.w3.org/2000/svg\"><path fill=\"white\" fill-rule=\"evenodd\" d=\"M39 2V3H38ZM37 4L39 5H33L35 8L32 7V9L30 8L29 9V12L33 13L29 14V12L26 14L25 16V19L27 17L28 18H31L33 17V15L36 14V16L38 15H41L39 16V18L41 17L42 19L43 18H46V19H43L44 21L45 20H48V16L50 14L49 11L52 10L53 6H57L59 5V0L57 1H53L51 2V5L53 6H50L51 8H49V11H45V9H42L43 6L42 4H40V0H38ZM86 5L84 6V11H82L80 14H79V18L77 17L76 18V24H74V28L72 27V33L70 32V34L62 40L61 44L59 46H57V49H56V54L58 55H61L58 59V57L56 56L55 59H58L60 61H58L59 63H62L63 61L66 62V64L69 65L70 69H75L76 68V65L79 67L81 64H78V61H79V58L80 56L83 54L82 52L85 51L86 49H89L92 50L94 47H96V45L98 44V42L102 39L101 36L104 35L107 33L104 28H105V25H106V18H107V15L109 13L110 10H113L112 9V6H117L116 4H118V0H86ZM108 2V3H107ZM113 4H111V3ZM110 3V4H109ZM41 5V7H39ZM111 7V9H109V6ZM108 6V7H107ZM36 7L38 9H36ZM56 8V7H55ZM109 10H108V9ZM51 9V10H50ZM36 10L38 13H36ZM41 10V11H40ZM59 10V9H58ZM35 12V13H34ZM43 12L47 15L45 16V14H43ZM53 12V10H52ZM42 13V14H41ZM84 13V14H83ZM64 14V19L63 18H60L61 16H59V20L60 21H57L56 24H55V28L56 26H61L65 21L66 19V12L63 13ZM83 16V17H82ZM81 18V19H80ZM41 19V20H42ZM62 19V21H61ZM79 19V20H78ZM42 20V21H43ZM58 20V19H57ZM61 22V23H60ZM60 23V24H58ZM78 23V24H77ZM58 24V25H57ZM8 25L9 23H7L5 25V30L8 28ZM77 25V26H76ZM55 31V30H54ZM106 32V33H105ZM103 33V34H102ZM105 33V34H104ZM91 36V37H90ZM103 36V37H104ZM91 38V39H90ZM100 38V39H99ZM70 41V42H69ZM66 42V43H65ZM96 42V43H95ZM68 45L69 48H68ZM46 46V48H44V50H48L50 49V47ZM59 49V50H58ZM67 51V52H66ZM101 51V50H99ZM59 52V53H58ZM77 52V53H76ZM63 53V54H62ZM66 57H65V56ZM27 57H29V55H26ZM42 56V55H41ZM63 56V57H62ZM71 56V57H70ZM78 56V58H77ZM71 60H70V58ZM77 59H76V58ZM74 58V59H73ZM39 59V60H38ZM65 59V60H64ZM73 59V60H72ZM62 60V61H61ZM76 60V62L74 61ZM1 61L3 63H1ZM39 61V62H38ZM46 61V62H45ZM69 61V62H68ZM24 60L21 61V63H16L18 64L17 66L13 63L10 62V64H8L7 66V62H5L3 60V58H0V82L3 83V84H11L10 85V88L11 86L14 87L15 85V82H17V74L19 71L18 69H20L19 67H25L27 66V62H25V65L24 64ZM33 64L34 66H45L46 67V64L47 63V60H45V58L43 57H37L35 58V60H33ZM42 65H41V64ZM19 64H22V65H19ZM106 63L105 62H100L98 64H96L93 68L92 71H81L82 73H80L79 76L73 78L74 76L70 73V74H67L69 76L70 79L65 78V82L68 83V81L70 80L69 83L71 82H74V83H71V84H66L68 89H64V93L62 92V96L61 95H56V91L58 89V86L56 87L57 83V80H56V76H53V77H47V76H44L43 78L38 76L37 78H35L33 81H34V85H38V90L39 92L42 94L43 93V96L40 95L39 93V96H42L44 97V95H48L47 97L48 100H50L51 102V99H52V107H61L63 104H67L69 110L71 113L69 114H73L75 115H79V116H86L85 119H88L87 116H91L89 119L91 120L92 117H93V120H91L90 122H92V125L90 126L88 123L86 124L88 128V134H85L87 136L83 137V136H80V137H77L75 138L74 135H72L71 133H69V131H67V128L66 126L67 125H61L57 119H54L55 121H47V122H41V120L44 119V117H54L56 114L55 113H58L57 110H55V108H51L50 111H42V110H38V109H35V108H26V109H23L21 111H19L17 114H15L16 116H22V115H25V116H29V120L30 122L27 124V125H24V124H21L19 122L16 121V123L14 125L16 126H12L10 124V121L9 119L10 118H14V120L18 117H16L14 114L13 115H9V116H6L4 115V117H6L5 120H1L0 123V135L1 134H6V138H4L3 140H6V139H9L10 137H14L13 135L16 134V144L18 143V145H23L24 144H28V143H32V145H34V143L36 142V145H38V147H40L39 149H42V151L44 152L43 153V156H42V160L40 159L39 161V164L38 167L39 169H37V165L34 167V173L31 172V168L29 165H24L23 166H20V167H17V169H15L14 167L11 168V166H13V162L15 161H11V160H8L6 158H1L2 156H0V238H1V241H0V253L5 251L4 254H0V257H2L3 255V258L6 259L7 257V253L9 255H11V253H13L14 249L16 253L13 254V256H8L10 258H7L6 261L8 262H14L15 260V263H11V264H70V263H66V261H64L65 259H67L68 262H71L74 264H87L86 262L88 261V256L90 255V253H94V254H98L97 253V248H95L94 244H92L90 242L89 239L85 240L84 237L86 235L85 232L87 230L89 231H93L92 233L94 234H100L99 236H102V237H106L107 235V239L109 238H114L113 240H117V239H124L123 241H128V242H132V240L134 241L133 244H135L134 246L137 247L135 249V247L133 246V244L131 243L130 245L132 246V256H126V260H129L130 261V264H161L162 262V257L160 258V252L161 249L160 246H162V241L159 239V227H157L158 224H160L159 222H161L162 220V217L160 218H154V217H145L146 216V213L144 212V210L142 208L139 207V202L138 200L136 199L137 197H133V201L130 199H126L127 196H126V193L128 192V190L124 189V185L125 183H129V187L130 188H133L134 186V183H137V186L136 188H138V186L140 187L141 185V189H145V190H149V191H152L153 192H156L161 190L160 188H163V189H166L167 191V194L172 197V194L173 196H176L175 194L179 191H185L183 192L184 194H182V191H181V194H179L180 196L177 197L176 196V199L178 200V206H181L183 207V209L187 210L186 208H188V214L189 215L188 217L190 218V220L192 222H195L194 225L196 226V229L198 230V232L200 234H202V239L201 240L202 242H200V245L201 246H206L207 248L204 249V251H202L203 253V256H205V262L207 264H232L231 262H233V260H239L241 263L243 264H255L256 261L257 263H264V199L262 200V198H264V174L263 173H242L243 169L240 167V169L238 168L237 170V167L238 165H236L237 163H241L239 161H241V159L243 158L244 154H242L241 151H244L245 147L243 145L244 142H241L240 140L243 139V136H244V129L242 127H240V123L238 121H230L229 119H226L224 118L223 116H217L216 115V111H215V108H213L211 106V108L209 106H203L204 108H201L199 110V115L203 114L204 112V115L206 114V116L204 117L202 115V119L200 118L201 122L202 120L205 122H202L201 126L199 127V131L197 129H192L190 128V124H187V127H183L184 129H180L182 131V133L180 132V130L178 129V131L180 133H178V136H176L177 134H174L173 136V133L169 135V139H168V142L166 141L162 147L166 148V153H165V150H164V158L167 159L169 161V166L164 170V172H169L168 174H173V175H181L179 176H175V183H177V186L175 185V183L172 184H169V183H163L159 186H156L154 185L155 187H149V184L147 183H144L143 182V185H142V179H140L139 176H144L143 174H147V176H152L151 178H154L158 175V173H144V172H140L141 174H139V172L137 173H132L131 171L128 170L131 165H135L136 168H140L141 169V164L144 163L142 162L140 159H139V154L142 153V151H144V149L146 148V142L145 139H140L141 136H149V138L151 137L150 135L152 134L151 130L153 131V123L155 124L157 121L159 122L160 120H162V113L160 114L159 111L161 109L158 108L159 111H157V114L155 115L156 117L159 116L158 119L155 121L156 117L154 116V114L156 113H153V114H149L150 117L152 118H149L148 116V111H149V108L150 105H154L156 102H157V99L159 98V94H156L157 98L156 97H153L150 95V97H153V98H150V100H148L146 97H143L145 99L142 98V100H144L143 102L139 101V105H138V100L136 98V102L134 101V99L132 98L133 96H135L134 94H130V97H127L128 95H126V98H124L125 96L123 95V91L122 89H120L118 86V90L116 86H111L110 84L111 83H108L110 80H108L106 78V73H107V70L105 68V65ZM14 65V66H13ZM98 65V66H97ZM4 66V67H3ZM10 66V67H9ZM12 66V67H11ZM16 66V67H15ZM72 66V67H71ZM92 66V65H90ZM3 67V68H2ZM8 67V68H7ZM77 67V68H78ZM15 68V70H14ZM10 69V70H9ZM98 69H99V72H98ZM14 70V71H13ZM76 70V69H75ZM104 70V71H103ZM94 71V73H93ZM106 71V73H105ZM104 72V74L102 75V73ZM89 73H92L93 76H91V74ZM260 73V72H256V73H253L254 77L257 78L259 77L257 74ZM102 76H101V75ZM262 74V73H261ZM96 75H98L96 77ZM260 75V74H259ZM86 76V77H85ZM89 76V77H88ZM12 77V78H11ZM99 77V78H98ZM104 77V78H103ZM9 78V79H8ZM39 78V79H38ZM46 78V79H45ZM53 78V79H52ZM73 78V79H72ZM81 78V79H79ZM89 78V79H88ZM103 78V79H102ZM106 78V79H105ZM6 79V80H5ZM68 79V81H67ZM94 79V80H93ZM103 80V82H100L99 80ZM2 80V81H1ZM4 80V81H3ZM47 80V81H46ZM51 80V81H50ZM73 80V81H72ZM86 80V81H85ZM40 81V82H39ZM46 81V82H45ZM53 81V82H52ZM55 81V82H54ZM97 81V83H96ZM78 82V83H77ZM102 83V85L99 84ZM0 83V84H1ZM14 83V84H13ZM38 83V84H37ZM87 83V84H86ZM94 83V84H93ZM55 84V85H54ZM80 84V85H79ZM89 84V85H88ZM97 84V85H95ZM52 85V86H51ZM95 85V86H94ZM100 85V86H98ZM110 85V86H109ZM42 86V87H41ZM45 86V87H44ZM51 86V87H50ZM74 90H73V88ZM83 86V87H82ZM93 86V87H92ZM56 87V88H55ZM114 87L116 90H114ZM41 88V89H39ZM44 90H43V89ZM86 88V89H85ZM95 88V90H94ZM113 88V89H112ZM50 89V90H49ZM77 89V90H76ZM81 91H80V90ZM85 89V90H84ZM91 89V90H90ZM47 90L49 91V93H47ZM66 90V91H65ZM68 90V92H67ZM71 90V91H70ZM52 91L54 93V97L52 96ZM79 91V92H78ZM88 91V93L86 92ZM121 91V92H120ZM46 92V94H45ZM67 92V93H66ZM123 93V94H121ZM64 94V95H63ZM99 95V96H98ZM121 95V96H120ZM123 95V97H122ZM133 95V96H132ZM159 95V96H158ZM52 96V97H51ZM72 96V97H71ZM80 96V97H79ZM61 99H60V98ZM67 97V98H66ZM82 97V98H81ZM54 98V99H53ZM73 100H71V99ZM131 101H130V99ZM154 98H155V101H154ZM65 99V100H64ZM88 99V100H87ZM71 100V101H70ZM82 100V101H81ZM90 100V101H89ZM102 100V101H101ZM127 100V102H126ZM129 100V101H128ZM133 100V101H132ZM147 100V102H146ZM153 100V101H152ZM67 101V103H66ZM75 101V102H74ZM155 102L154 104H151L152 102ZM64 102V103H63ZM84 102V103H83ZM94 102V103H93ZM97 102V103H96ZM118 102V103H117ZM145 102V103H144ZM150 103L147 105V103ZM63 103V104H62ZM73 103V104H72ZM87 103V104H86ZM121 103V105H120ZM127 103V104H126ZM135 103V105H133ZM55 104V105H54ZM79 104V105H78ZM82 104V105H81ZM85 104V105H84ZM106 104V105H105ZM119 106H118V105ZM123 104V105H122ZM81 105V106H80ZM99 105V106H98ZM125 105V108L123 107ZM128 105V106H127ZM142 105V106H141ZM147 105V106H146ZM74 106V107H73ZM83 106V107H82ZM122 106V107H121ZM144 106V109H142ZM73 107V108H72ZM85 107V108H84ZM86 107L88 109H86ZM97 109H95V108ZM98 107V108H97ZM114 107V109H113ZM129 109H128V108ZM138 108V107H141L140 109H142L143 111L146 109V112L144 111V113L146 114L147 113V121L149 122L150 120V124L146 121V123L143 124V127L140 129V131H136V129H134L132 131V134H131V129L128 128V130L126 128H124L125 130H122L123 129V126L121 127H117V125H111L113 127L110 126V122H111V119L112 121L116 118L115 115L117 116L118 114L121 115L123 113H125V115H127L126 113H128L127 111H133L135 110L134 108ZM147 107V108H145ZM78 108V109H77ZM94 108V110H93ZM120 108V109H119ZM132 108V109H131ZM212 110V112L214 113L215 112V115L218 117H216L210 110ZM30 111H29V110ZM32 109V110H31ZM44 109V108H43ZM76 109V110H75ZM106 109V110H105ZM203 109V111H201ZM210 111H208V110ZM39 112H38V111ZM55 110V111H54ZM121 110V111H120ZM205 110V111H204ZM25 113H24V112ZM34 113H33V112ZM112 111V113H111ZM116 111V112H115ZM119 113H118V112ZM38 112V114H37ZM86 112V113H85ZM89 112V113H88ZM115 112V113H114ZM162 112V110L160 111ZM20 113V114H19ZM27 113V114H26ZM31 113V114H30ZM36 113V115H35ZM50 115H47L49 114ZM53 113H54V116H53ZM79 113V114H78ZM208 113L210 114V116L208 115ZM19 114V115H18ZM97 114V115H96ZM111 114V115H109ZM41 115V116H39ZM45 115V116H44ZM200 115V116H201ZM208 115V116H207ZM211 115H214L213 118ZM31 116H35V117H39L38 119H36L35 117H31ZM43 116V117H42ZM57 116V115H56ZM56 116L54 118H56ZM123 116V115H122ZM9 117V118H8ZM99 117V118H97ZM109 117V118H108ZM115 117V118H114ZM119 117V116H117ZM204 117V119H203ZM210 117V118H209ZM223 117V118H222ZM8 118V119H7ZM33 118H34V121H33ZM83 118V117H82ZM81 118V119H82ZM95 118V119H94ZM98 120H97V119ZM150 120H149V119ZM206 118V119H205ZM210 120H209V119ZM84 119V118H83ZM155 122H152L153 120ZM17 120V119H16ZM32 120V121H31ZM97 120V121H96ZM100 120V121H99ZM103 120V121H102ZM110 120V121H109ZM212 120V121H211ZM225 120V121H224ZM227 120V121H226ZM5 121V125H3ZM208 121V122H207ZM220 121V122H219ZM230 121V122H229ZM49 122V123H48ZM97 122V123H96ZM105 122V123H104ZM157 122V123H158ZM162 122V121H161ZM216 122V123H215ZM219 122V124H218ZM233 122V123H232ZM7 123V124H6ZM10 125H9V124ZM52 123V124H51ZM56 123V124H55ZM109 123V125H108ZM113 123V122H111ZM160 123V122H159ZM205 123V125H203ZM208 123V124H207ZM210 123V124H209ZM228 123V124H227ZM231 123V124H229ZM239 123V124H238ZM264 124V120L263 122H261ZM21 124V125H20ZM36 124V125H35ZM54 124V125H53ZM213 124V125H212ZM234 124V125H233ZM236 124V125H235ZM252 124L254 125V127L251 128ZM24 125V126H23ZM33 125V126H32ZM59 125V126H58ZM61 125V127H60ZM108 125V126H106ZM149 125V126H148ZM233 125L234 126V129H233ZM250 128L251 129H255L256 125H258L257 123H251L250 124ZM22 128H21V127ZM55 126V128H54ZM106 128H109L111 130H116V132H119L121 135H124V134H127L125 136H127V138L124 139H119L116 140V144H115V141L112 142L113 140L110 141V139H107L109 140L110 142H108L105 138L104 140L103 139H99L100 138V135L98 136V134L100 133V131L102 130H105L106 128H103L105 127ZM147 126V127H146ZM189 126V127H188ZM204 126V127H202ZM212 126V127H211ZM224 126V127H223ZM229 126V127H228ZM259 126V125H258ZM264 126V125H263ZM8 127V128H7ZM13 127V128H11ZM28 128H39L41 130H38L39 132L41 131V134H43L41 136V134H38L36 132H29V133H22L23 131H27ZM50 127V128H49ZM64 129H63V128ZM102 127V128H101ZM114 127H116L114 129ZM146 128V130L144 131V129ZM149 127V128H148ZM209 127V128H208ZM6 128V129H5ZM20 130H18V129ZM24 128V129H23ZM46 128V129H45ZM93 128V129H92ZM113 128V129H112ZM118 128V130H117ZM122 128V129H120ZM144 128V129H143ZM190 128V129H189ZM242 128V129H241ZM17 129V131H16ZM23 129V130H22ZM27 129V130H25ZM61 129V130H60ZM63 129V130H62ZM101 129V130H100ZM120 129V130H119ZM151 129V130H150ZM210 129V130H209ZM5 130V131H4ZM46 130V131H45ZM93 130V131H92ZM129 131V133L126 132ZM150 132H149V131ZM185 130V131H184ZM203 130V131H202ZM243 130V131H242ZM2 131V132H1ZM20 131V133H19ZM67 133H66V132ZM92 131V132H90ZM121 131H124L121 132ZM230 131V132H229ZM8 132V133H7ZM14 134H12V133ZM47 132V133H46ZM53 132V133H52ZM63 132V133H62ZM65 132V133H64ZM143 132V133H142ZM148 133V134H145ZM189 132V133H188ZM221 132V133H220ZM229 132V133H228ZM237 132V133H235ZM59 133V134H58ZM62 133V134H61ZM69 133V134H68ZM90 133V135H89ZM177 133V132H176ZM198 133V134H197ZM242 133V134H241ZM20 134V136H19ZM47 134V135H46ZM68 136V137H66ZM141 134H144V135H141ZM150 134V135H149ZM235 134V135H234ZM29 135V136H28ZM64 135V136H63ZM129 135V137H128ZM226 135V136H225ZM27 136V137H26ZM39 136V137H38ZM56 136V137H55ZM136 136V137H135ZM201 136V137H200ZM230 136V137H229ZM19 137V138H18ZM36 137V138H35ZM41 137V138H40ZM59 137H62L59 138ZM139 137V138H138ZM180 137V138H179ZM196 137V138H195ZM237 137V138H236ZM35 138V139H34ZM40 138V139H39ZM48 138V139H47ZM65 138V139H64ZM70 138V139H68ZM79 138V139H78ZM130 138V139H129ZM138 138V139H137ZM148 138V137H147ZM148 138V139H149ZM190 138V139H189ZM207 138V140H206ZM210 138V139H209ZM230 138V139H229ZM233 138V139H232ZM240 138V139H239ZM242 138V139H241ZM20 139V140H19ZM31 139V142L28 141V140ZM33 139V140H32ZM59 139V140H58ZM61 139V140H60ZM68 139V140H67ZM72 139V140H71ZM74 139V140H73ZM77 139V140H76ZM140 139V140H139ZM174 141H172V140ZM196 139V140H195ZM202 139V140H201ZM217 139V140H216ZM226 139V140H225ZM235 139V140H234ZM19 140V141H18ZM40 140V141H38ZM49 140V141H48ZM53 140V141H52ZM136 140V141H135ZM171 140L172 142H176L177 143L179 142V144L177 143H174V144H170L171 142L169 141ZM192 140V141H191ZM198 140V141H197ZM219 140V141H218ZM264 139H262L261 141H263ZM56 141V142H55ZM64 141V142H62ZM66 141V142H65ZM97 141V142H96ZM98 141H100L99 143H101V145H99ZM106 141V142H105ZM142 141V144L139 143L137 144L138 142ZM224 141V142H223ZM231 141V142H230ZM243 141V140H242ZM260 141V142H261ZM21 142V143H19ZM40 144H39V143ZM47 142V143H46ZM96 142V143H95ZM104 142V143H102ZM194 142V143H193ZM197 142V143H196ZM238 142V143H237ZM259 142V143H260ZM42 143H45V144H42ZM79 144L77 146V144ZM93 143L96 145H93ZM113 143V144H111ZM125 143V144H124ZM145 143V144H144ZM167 143H169L167 145ZM187 143V144H186ZM229 143V144H228ZM232 143V144H231ZM259 143H256L254 142V144H250L251 148L253 149H256L259 145ZM70 144V145H69ZM76 146H75V145ZM86 144V145H85ZM90 144V145H89ZM98 144V146H97ZM202 144V145H201ZM233 146H231V145ZM236 144V145H235ZM257 144V145H256ZM44 145V147L42 146ZM49 145V146H48ZM58 145V146H57ZM73 147H72V146ZM140 145V146H139ZM165 145V146H164ZM170 145V146H169ZM179 145V146H178ZM214 145V146H213ZM20 146V147H21ZM93 146H95L93 148ZM137 146V147H136ZM168 148H167V147ZM172 146L173 147V150H172ZM178 146V147H176ZM182 146V147H181ZM255 148H254V147ZM257 146V147H256ZM63 147V148H62ZM77 147V148H75ZM83 147V148H81ZM88 147V148H87ZM123 147V148H122ZM224 147V148H223ZM238 147V148H237ZM244 147V149H242ZM249 147V145H248ZM69 148H74L75 151L76 149H81V151L79 152V150H77L75 152V154H68L66 152H69L70 149ZM93 148V149H92ZM115 148V149H114ZM118 148V149H117ZM121 148V149H120ZM164 148V149H165ZM205 148V149H204ZM212 148V149H211ZM217 148V149H216ZM237 148V149H236ZM264 148V147H263ZM49 149V150H48ZM59 149V150H58ZM69 149V150H68ZM83 149V150H82ZM184 149V150H183ZM208 149V150H206ZM231 151H230V150ZM234 149V150H232ZM90 151V152H85V151ZM130 150V151H129ZM131 150H134L133 152ZM137 150V151H136ZM140 150V151H139ZM170 152H169V151ZM178 150V152H177ZM182 150L184 152H182ZM192 150V151H191ZM193 150H196L198 153H196V151H193ZM211 150V151H210ZM94 151V152H93ZM117 151L118 154H117ZM126 151H129L132 152V154H126ZM229 151V152H228ZM96 152V153H95ZM100 152V154L98 153ZM102 152V153H101ZM112 152V153H111ZM216 152V153H215ZM225 152V153H224ZM236 152V153H235ZM240 152V153H239ZM46 153V154H45ZM70 153V152H69ZM81 153V154H80ZM107 153V154H106ZM203 153V154H202ZM224 153V155H223ZM231 153H234V154H231ZM244 153V152H243ZM82 154H85V155H82ZM93 155L90 157H88L85 161V157L86 155ZM99 154V155H98ZM114 154V155H113ZM122 154V157L126 160L127 159V155H128V158H130L132 161H130V159H127L125 162V160L122 159L121 155ZM135 154V155H134ZM167 154V155H166ZM182 154V155H181ZM194 154V155H193ZM196 154V155H195ZM198 154V156H197ZM201 154V155H200ZM220 154V155H219ZM229 156H228V155ZM241 154V155H240ZM67 155V156H66ZM78 155V156H77ZM124 155V156H123ZM177 155V156H176ZM180 155V156H179ZM185 155V156H184ZM188 155V157H187ZM193 157H192V156ZM232 155V160L234 162H232V160H230V156ZM240 158H237L238 156ZM243 155V156H242ZM64 156V157H63ZM111 156V157H110ZM117 156V157H116ZM119 156V157H118ZM130 156H132L133 158H131ZM176 156V157H175ZM183 156V158H182ZM196 156V157H195ZM207 156H210L207 157ZM225 156V157H224ZM54 157V158H53ZM83 157V159H82ZM94 159H93V158ZM114 157V158H113ZM135 157V158H134ZM192 158V159H189ZM200 157V158H199ZM203 157V158H202ZM219 157V158H217ZM221 157V158H220ZM237 158V163L235 158ZM67 158V159H65ZM69 158V159H68ZM82 160H81V159ZM120 158L121 161L125 162V164H122L119 163L117 164V162H114V165H113V160L115 161L116 160H120L118 159ZM138 158V159H137ZM173 158H175L173 160ZM178 158V160H177ZM187 158V159H186ZM194 158V159H193ZM205 158L207 159V161L205 160ZM213 158V159H212ZM226 160H225V159ZM229 158V159H228ZM99 159V160H98ZM135 159V160H134ZM163 159V158H162ZM200 159V160H198ZM223 161L224 165H227V164H230L228 166H225V168L223 167L224 165H222V161L219 162V160ZM224 159V160H223ZM239 159V160H238ZM44 160V161H43ZM66 160V161H65ZM138 160V161H136ZM181 160V162H180ZM186 160V162H185ZM194 160V161H193ZM196 160V161H195ZM210 160V161H208ZM229 160V161H228ZM235 160V161H234ZM63 161V162H62ZM84 161V162H83ZM88 161V162H87ZM98 161L100 163H98ZM106 161V162H105ZM109 161V162H107ZM172 161V162H171ZM177 161V162H176ZM225 161L229 162V163H225ZM230 161L232 163H230ZM67 162V163H66ZM82 164H80V163ZM104 162H105V165H104ZM111 162V163H110ZM131 162V163H130ZM142 162V163H141ZM165 162V161H164ZM194 162V163H193ZM195 162H196V165H195ZM200 162H201V166L200 165ZM205 162V163H204ZM215 164H214V163ZM218 162V163H217ZM43 163V164H42ZM77 163V164H75ZM95 166L98 164V166L95 168ZM102 163V164H101ZM109 163V164H107ZM134 163V164H132ZM174 163V164H173ZM185 163V164H184ZM198 163V164H197ZM203 163V164H202ZM210 163V164H209ZM50 164V165H49ZM62 164V165H61ZM100 164V165H99ZM112 164V166L110 167V165ZM127 164V165H126ZM129 164V165H128ZM148 164V163H147ZM179 164V165H178ZM212 165L211 167L209 165ZM231 164L232 168L231 167ZM103 165V166H102ZM117 165V166H116ZM126 165V166H124ZM178 165V166H177ZM181 165V166H180ZM183 165V166H182ZM192 165V166H190ZM200 165V166H198ZM215 165V166H213ZM237 167H236V166ZM58 166V167H57ZM105 166V167H104ZM119 166V167H118ZM122 166V167H121ZM140 166V167H139ZM151 166V165H150ZM209 166V167H208ZM219 166V168H218ZM220 166H222L221 170H223V168L225 170H223L224 172V175L223 173L221 172L220 174ZM231 168H230V167ZM240 166V165H239ZM30 167V170L27 172V170L29 169ZM49 167V168H48ZM118 167V168H117ZM175 167V168H174ZM184 167V168H183ZM186 167V168H185ZM228 167V168H227ZM27 168V170L25 169ZM97 169V170H94ZM108 168V169H107ZM191 168V169H190ZM204 168V169H203ZM206 168V169H205ZM211 168V169H209ZM213 168V169H212ZM19 169V170H18ZM22 169H23V172L26 171V173L22 174ZM33 169V168H32ZM47 169V170H46ZM68 169V170H67ZM93 169V170H91ZM107 171H106V170ZM110 169V170H109ZM127 169V170H126ZM168 169V170H167ZM182 169V170H181ZM188 169V171H187ZM194 169V170H193ZM16 170V173H14ZM25 170V171H24ZM49 170V171H48ZM103 170V171H102ZM142 170V169H141ZM171 170V171H169ZM184 170V171H183ZM196 170V171H195ZM220 170V171H219ZM19 171L20 173L17 174ZM37 171V172H35ZM128 171V172H127ZM175 171V172H174ZM179 171V172H178ZM195 171V172H194ZM203 171V172H202ZM205 171V172H204ZM209 171V172H208ZM219 171V172H217ZM233 171V172H232ZM235 171V172H234ZM11 172V173H10ZM67 172V173H66ZM71 172V173H70ZM92 172V173H91ZM135 172V170H134ZM186 172V173H185ZM190 172V173H189ZM226 172V173H225ZM230 172V174H229ZM239 172V174H238ZM62 173V174H61ZM85 173V174H84ZM177 173V174H176ZM202 173V174H201ZM204 173V174H203ZM219 173V175H218ZM228 173V174H227ZM41 174V175H40ZM50 174V175H49ZM156 174V175H154ZM162 174V173H160ZM189 174V175H188ZM192 174V175H191ZM195 174V175H194ZM198 174H200L198 176ZM216 174V175H215ZM226 174V175H225ZM236 174V175H235ZM248 174V175H247ZM258 174V175H257ZM23 175V176H22ZM109 175V176H108ZM183 175V176H182ZM205 175V176H204ZM213 175V177H212ZM231 175V176H229ZM233 175V176H232ZM71 176V177H70ZM83 176V177H82ZM127 176V177H126ZM188 176V177H187ZM191 176V177H189ZM198 176V178H197ZM203 176V178H202ZM228 176V177H226ZM238 176V177H237ZM245 176V177H243ZM247 176V178H246ZM258 176V177H257ZM82 177V178H80ZM94 177V178H93ZM121 177V178H120ZM126 177V178H125ZM145 177V176H144ZM176 177H179L176 178ZM186 179H185V178ZM194 177V178H193ZM206 177V178H205ZM208 177V179H207ZM218 177L221 179H218ZM250 177V178H249ZM254 177V179H253ZM17 178V180H16ZM71 178V179H70ZM126 179V182H125V179ZM146 178V177H145ZM193 180H192V179ZM197 178V179H196ZM201 178V179H200ZM211 178V179H210ZM233 178V179H232ZM240 178V179H239ZM243 178V180H242ZM19 179V180H18ZM78 179H79V182H78ZM131 179V180H130ZM237 179V180H236ZM252 179V180H251ZM37 180V181H36ZM45 180V181H44ZM133 180V181H132ZM135 180V181H134ZM140 180V181H139ZM177 180V181H176ZM203 180V181H202ZM206 180V182H205ZM212 180V181H211ZM217 180V181H216ZM230 180H232L233 182L235 181V183H233L232 181L230 182ZM241 182H240V181ZM245 180V181H244ZM63 181V182H62ZM96 181V182H95ZM198 181V183H197ZM210 181V182H209ZM221 183H220V182ZM258 181V182H257ZM125 182V183H124ZM140 182V183H139ZM209 182V183H208ZM260 182V183H259ZM79 183V184H78ZM197 183V184H196ZM200 183V184H199ZM202 183V184H201ZM207 183V185L205 184ZM212 183V184H211ZM215 183V184H214ZM219 183V184H218ZM244 183V184H243ZM76 184V185H75ZM122 184V185H121ZM140 184V185H139ZM147 184V186H146ZM233 184H235V187ZM242 184V185H241ZM247 184V185H246ZM57 185V186H56ZM116 187H115V186ZM133 185V186H132ZM168 185V187L166 186ZM172 185V186H171ZM192 185V186H191ZM195 185V187H194ZM216 185V186H215ZM231 185V186H230ZM251 185V186H250ZM144 186V187H143ZM186 186V187H185ZM215 186V187H214ZM221 186V187H219ZM226 186V187H224ZM17 187V188H16ZM56 187V188H55ZM84 187V188H83ZM156 187H159V188H156ZM167 187V188H165ZM173 187V188H172ZM204 187V188H203ZM207 187V188H206ZM212 187V189H211ZM228 187V188H227ZM241 187V188H240ZM20 188V189H18ZM105 188V189H104ZM111 188L113 189V191L111 190ZM120 188V189H119ZM150 188H155V189H152L150 190ZM175 188V189H174ZM195 188V189H194ZM210 188V189H208ZM246 188V189H245ZM41 189V190H40ZM110 191H109V190ZM115 189V190H114ZM191 189V190H190ZM194 189V190H193ZM200 189V190H199ZM95 190V191H94ZM196 190V191H195ZM41 191V192H40ZM102 191V192H101ZM109 191V192H108ZM158 191V192H159ZM239 191V192H238ZM253 191V192H252ZM126 192V193H125ZM162 192V190L160 191ZM178 192V193H179ZM191 192V193H190ZM195 192V193H194ZM204 194H203V193ZM216 193V194H215ZM244 193V194H243ZM14 194H17V195H14ZM19 194V195H18ZM21 194V195H20ZM64 194V195H63ZM71 194V195H70ZM94 194V195H93ZM105 194V195H104ZM122 194H124L122 196ZM225 194V195H224ZM14 197H11L13 196ZM27 197H26V196ZM30 195V196H29ZM247 195V196H246ZM261 195V196H260ZM13 199V200H10V197ZM18 196V197H17ZM35 196V197H33ZM89 196V197H88ZM110 196V197H109ZM119 196V197H118ZM123 198H122V197ZM192 196V198H191ZM196 196V197H195ZM8 198V199H5V198ZM18 199H16V198ZM194 197V199H193ZM202 197V198H201ZM208 197V198H207ZM21 199H24L23 202L27 201L25 204H34L36 205L37 203V206H36V210H34V214L37 215L35 217L34 214L29 215V210H27L25 208V206H22L21 207H18V211L19 210H23V212L19 211V213L15 212L16 215H14V212L11 214L9 213L10 211H5L6 209L7 210H11L10 208L12 206H14L12 203H10L11 201L14 202L15 200L19 201ZM32 199V200H29V199ZM35 198V199H34ZM37 198V199H36ZM111 198V199H110ZM114 198V199H113ZM198 198V199H196ZM224 198V199H222ZM254 198V199H253ZM4 199V201H3ZM15 199V200H14ZM85 199V200H84ZM188 199V200H187ZM6 200V201H5ZM7 200H9L7 202ZM84 200V201H83ZM135 200V201H134ZM176 200V201H177ZM248 200H251V201H248ZM3 201V202H2ZM33 201V202H31ZM36 201V202H35ZM39 201V202H38ZM99 201V202H98ZM123 201L125 202L123 204ZM129 201V202H128ZM136 201L138 203H136ZM181 201V202H179ZM189 201V202H188ZM198 201V202H197ZM235 201V203H234ZM243 203H241V202ZM253 201V202H252ZM86 202V203H85ZM109 202V203H108ZM128 202L130 205H128ZM132 202V203H131ZM135 204H134V203ZM188 202V203H187ZM192 202V203H191ZM197 202V203H196ZM224 202V203H223ZM232 202V203H230ZM247 202V203H246ZM10 203V204H9ZM89 203V204H88ZM196 203V204H195ZM206 203V204H205ZM226 203V204H225ZM239 203V205H238ZM246 206H245V204ZM12 204V205H11ZM95 204V205H93ZM136 206H134V205ZM138 204V205H137ZM224 204V205H223ZM231 204V205H230ZM235 204V206H234ZM44 205V206H43ZM47 205V206H46ZM82 205V206H81ZM91 205V206H90ZM116 205V206H115ZM126 205V206H125ZM133 205V206H132ZM196 205V206H195ZM221 205L223 207H221ZM229 206H234L235 210H233L232 212H230V210H228V207ZM243 205V206H242ZM3 206V207H2ZM7 206V207H6ZM27 206V205H26ZM78 206V207H77ZM129 206H132V207H129ZM138 206V207H137ZM187 206V207H186ZM189 206V207H188ZM194 206H195V209L197 208L198 206V210L197 211V214L195 213V211L193 212H190L194 209ZM219 206V207H218ZM6 207V208H5ZM9 207V208H8ZM22 207L24 209H22ZM46 207V209H45ZM75 207V208H74ZM93 207V208H92ZM135 207V208H134ZM208 207V208H207ZM216 207V208H215ZM4 208V210H3ZM21 208V209H20ZM101 210H100V209ZM103 208V210H102ZM105 208V209H104ZM112 208V209H111ZM132 208V209H131ZM140 208V209H139ZM204 208V209H203ZM222 208V209H221ZM225 208V209H224ZM26 209V210H25ZM45 209V210H44ZM134 209V210H133ZM135 209H139V211L137 212V210ZM227 209V210H226ZM3 210V211H2ZM80 210V211H79ZM93 210V211H92ZM141 210V211H140ZM247 210V211H246ZM253 210V211H252ZM48 211V212H47ZM104 211L106 212V214L104 213ZM112 211V212H111ZM117 211V212H116ZM127 211V213H126ZM143 211V212H142ZM215 211V212H214ZM229 211V212H228ZM259 211V212H258ZM7 214H6V213ZM89 212V213H88ZM110 212V213H109ZM142 212V213H141ZM190 212V213H189ZM258 212V213H257ZM26 215L27 217L23 216L22 215ZM32 213V212H30ZM114 213V214H113ZM116 213V214H115ZM210 213V214H209ZM214 213V214H213ZM18 214V215H17ZM84 214V215H83ZM104 214V215H103ZM109 214V215H108ZM144 214V215H143ZM241 214V215H240ZM14 215V216H13ZM70 215V216H69ZM87 215V216H86ZM98 215V216H97ZM111 215H116L118 218H120L122 216V218L120 219H128L127 221L129 222V225L132 228V233L130 232H127L128 234V237L131 239H129L127 237V234L123 231L119 233V231H117L115 228H110V231L109 229L106 230L107 227V221H110V216ZM120 215V216H119ZM213 215V216H211ZM263 215V216H262ZM7 216V217H5ZM16 216V217H15ZM22 216V218L20 217ZM106 216V217H105ZM129 216V217H128ZM207 216V217H206ZM261 216V217H260ZM41 217V218H40ZM71 217V218H70ZM97 217V218H96ZM135 217V218H134ZM139 219H137V218ZM145 217V218H144ZM184 217V216H183ZM206 217V218H205ZM8 218V219H7ZM19 218V220H18ZM36 220L35 222H33L34 220ZM108 220H107V219ZM129 218H130V221L132 219V221L130 222L129 221ZM134 218V219H133ZM146 221H143L144 219H146ZM149 218V220H148ZM152 218V219H151ZM229 218V219H228ZM11 219V220H10ZM16 221H15V220ZM76 219V220H75ZM92 219V220H91ZM106 219V220H105ZM137 219V220H136ZM143 219V220H142ZM156 219V220H155ZM25 220H27L25 222ZM31 221V224H28L30 221ZM33 220V221H32ZM143 221V222H139V221ZM153 220L154 222L158 220V222H155V224L153 223ZM200 220V221H199ZM242 220V221H241ZM252 220V221H251ZM257 220V221H256ZM14 221V223H13ZM24 221V222H23ZM39 221V223H38ZM40 221H43L40 223ZM64 221V222H63ZM134 221V222H133ZM151 221V222H150ZM208 221V222H207ZM47 222V223H46ZM198 224H197V223ZM225 222V223H224ZM244 222V223H243ZM252 222V223H251ZM24 223V224H23ZM27 223V224H26ZM35 223V224H33ZM107 223V224H106ZM136 223V224H135ZM157 223V224H156ZM201 223V224H200ZM229 223V224H228ZM68 224V225H67ZM94 224V225H93ZM29 225V226H28ZM46 225V226H45ZM70 225V226H69ZM82 225V226H81ZM103 225V226H102ZM105 225V226H104ZM134 225V226H133ZM136 225V226H135ZM198 225V226H197ZM201 225V226H199ZM261 225V226H260ZM34 226V227H33ZM42 226V227H41ZM44 226V227H43ZM102 226V227H101ZM154 226H156L157 228H155ZM226 226V227H224ZM240 226V227H239ZM23 227V228H21ZM27 227V228H25ZM38 227V228H37ZM60 227V228H59ZM72 227V228H71ZM144 227V228H143ZM25 228V229H24ZM154 228V229H153ZM221 228V229H220ZM224 228V229H223ZM233 228V229H232ZM137 229V230H136ZM138 229L140 231H138ZM149 229V230H148ZM201 229V230H200ZM204 231H203V230ZM228 229V230H227ZM259 229V230H258ZM37 230V231H36ZM116 230V231H114ZM137 231L136 233H138V235L135 233V231ZM145 235L142 234V231ZM146 230V231H145ZM130 231V230H129ZM152 231V233H151ZM216 231V232H215ZM227 231V232H226ZM26 234H25V233ZM31 232V234H30ZM83 232V233H82ZM98 232V233H97ZM158 232V233H157ZM209 232V233H208ZM106 235H105V234ZM125 233V234H124ZM134 233V234H133ZM149 233V234H148ZM151 233V234H150ZM225 233V234H224ZM237 233V234H236ZM22 234V235H21ZM30 234V235H29ZM123 234V235H121ZM140 234V235H139ZM141 234L143 236H141ZM157 234H158V238H157ZM234 234V235H233ZM14 235V236H13ZM116 235V238L115 236ZM121 235L122 238L119 236ZM126 235V236H125ZM130 235V236H129ZM132 235V236H131ZM147 235V237H146ZM151 238H150V236ZM156 235V237H155ZM215 235V236H214ZM2 236V237H1ZM21 236V237H20ZM29 236V238H28ZM31 236H33L34 240H32L33 238H31ZM68 236V237H67ZM112 236V237H111ZM114 236V237H113ZM135 236V237H134ZM145 236V237H144ZM153 236V237H152ZM213 236V238H211ZM218 236V237H217ZM50 237V238H49ZM62 237V238H61ZM70 237V238H69ZM82 237V238H80ZM119 237V238H118ZM127 237V240L125 238ZM140 237V238H138ZM230 237V238H229ZM3 238V239H2ZM24 238V240L26 241H22ZM28 240H27V239ZM31 238V239H30ZM59 238V239H58ZM86 238V237H85ZM136 240H134V239ZM154 238V239H152ZM248 238V239H247ZM51 239V240H50ZM61 239V240H60ZM148 239V240H146ZM214 239V240H213ZM220 239V240H219ZM3 240V241H2ZM54 240V242H53ZM57 240V241H56ZM152 240V241H150ZM157 240V241H156ZM217 240V241H216ZM30 241V242H29ZM33 241V242H32ZM82 241H85V242H82ZM88 241V242H86ZM136 241V242H135ZM213 241V242H212ZM222 242V243H219V242ZM245 241V242H244ZM263 241V242H262ZM19 242V243H18ZM24 242V244H23ZM39 242V243H38ZM139 242V243H138ZM150 242V243H149ZM157 242H159L157 244ZM161 242V243H160ZM232 242V243H231ZM237 244H236V243ZM248 242V243H247ZM22 243V244H21ZM28 243V244H27ZM31 243H33L31 245ZM53 243V244H52ZM138 243V244H136ZM247 243V244H246ZM71 246H70V245ZM76 244V245H75ZM82 244V245H81ZM140 244V246H139ZM241 244V245H240ZM57 245V246H56ZM75 245V246H74ZM81 245V246H80ZM92 248H91V246ZM137 245V246H136ZM151 245H156L155 246H151ZM225 245V246H224ZM252 245V246H251ZM21 247V250L20 247L18 248V251L16 250L17 247ZM40 246H43V247H40ZM149 248H148V247ZM233 246V247H232ZM4 249H3V248ZM24 247V248H23ZM26 247H29L26 248ZM31 247V248H30ZM59 247V249H58ZM61 247V248H60ZM145 247V249H144ZM214 247V248H213ZM227 247V248H226ZM7 248V249H6ZM47 249L43 251V249ZM140 248V249H139ZM153 248V249H152ZM2 249V250H1ZM12 251H10V250ZM25 250L24 252L22 250ZM33 249V250H32ZM40 249V250H39ZM41 249H42V252H41ZM55 249V250H54ZM87 249V250H86ZM96 249V250H95ZM151 249V250H150ZM157 250V252H155V250ZM159 249V250H158ZM207 249V250H206ZM234 249V251H233ZM241 249V250H240ZM255 249V250H254ZM7 250L9 252H7ZM29 250H31L29 252ZM52 250V252H51ZM69 250V251H68ZM72 252H71V251ZM96 252H94V251ZM134 250V251H133ZM143 250V251H142ZM148 250V251H146ZM150 250V251H149ZM249 250V251H248ZM20 251V252H19ZM28 251V252H27ZM64 251V252H63ZM93 251V252H91ZM155 253H153V252ZM207 253H206V252ZM210 251V252H209ZM41 252V254L39 253ZM49 252V253H47ZM70 252V253H69ZM99 252V251H98ZM152 253V257L154 256V258L152 259V257L150 256V253ZM160 254H159V253ZM37 253V254H36ZM42 253L44 255L47 254V256H44V258H42ZM101 253V252H99ZM157 253V254H156ZM206 255H205V254ZM220 253V254H219ZM250 253V254H249ZM26 254H27V257H26ZM34 254V255H33ZM64 254V255H62ZM75 254V255H74ZM102 254V253H101ZM106 254H107V257H106ZM123 253H120V256L123 257V255H121ZM137 254V257L136 255ZM149 254V255H148ZM154 254V255H153ZM15 255H17L18 257H16ZM56 257H55V256ZM66 255V256H65ZM82 255V256H81ZM100 255V254H99ZM110 254L108 253H104L102 254V256L108 258V259H111V260H115V259H118L119 261L123 258L121 257H116L115 255L112 257L110 256L111 258H109ZM142 255V256H141ZM145 255H148V256H145ZM236 255V256H235ZM253 255V256H252ZM256 255V256H255ZM60 256V258H59ZM62 256V257H61ZM65 256V257H64ZM71 256V257H70ZM155 256L157 257V259L155 258ZM159 256V257H158ZM259 256V257H258ZM24 257V258H23ZM33 259H32V258ZM36 257V258H35ZM51 257V258H50ZM64 257V258H63ZM83 257V258H82ZM115 257V258H114ZM219 257V258H218ZM223 257V258H222ZM17 258V259H16ZM18 258H20L18 260ZM85 258V259H84ZM121 258V259H119ZM152 261H150L149 260ZM158 258H160V260H158ZM246 258V259H245ZM14 259V260H12ZM34 259H37V260H34ZM50 259V260H48ZM64 259V260H63ZM249 259V260H248ZM17 260V261H16ZM26 260V261H25ZM48 260V261H47ZM70 260V261H69ZM125 260V259H124ZM133 260L136 262L134 263ZM139 260V261H138ZM142 260V263L141 261ZM155 260V261H154ZM207 260V261H206ZM213 260V261H212ZM245 260V261H244ZM0 264H3L2 263V260L0 259ZM31 261V262H29ZM44 261V262H43ZM64 261V262H63ZM145 261V262H144ZM159 261V262H158ZM7 262V264H9ZM25 262V263H24ZM53 262V263H52ZM60 262V263H59ZM62 262V263H61ZM76 262V263H75ZM149 262V263H148ZM155 262V263H154ZM5 264V263H4Z\"/></svg>",
  "mask_w": 264,
  "mask_h": 264
}]
</instances>
